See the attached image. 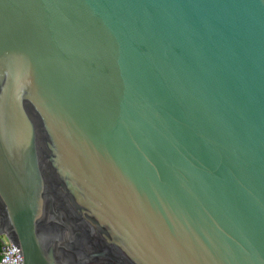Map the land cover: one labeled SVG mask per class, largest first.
<instances>
[{"label": "water", "instance_id": "obj_1", "mask_svg": "<svg viewBox=\"0 0 264 264\" xmlns=\"http://www.w3.org/2000/svg\"><path fill=\"white\" fill-rule=\"evenodd\" d=\"M0 237L264 264V0H0Z\"/></svg>", "mask_w": 264, "mask_h": 264}, {"label": "built area", "instance_id": "obj_2", "mask_svg": "<svg viewBox=\"0 0 264 264\" xmlns=\"http://www.w3.org/2000/svg\"><path fill=\"white\" fill-rule=\"evenodd\" d=\"M2 242L0 264H23V256L17 246L11 244L4 238L0 237Z\"/></svg>", "mask_w": 264, "mask_h": 264}, {"label": "trees", "instance_id": "obj_3", "mask_svg": "<svg viewBox=\"0 0 264 264\" xmlns=\"http://www.w3.org/2000/svg\"><path fill=\"white\" fill-rule=\"evenodd\" d=\"M1 250H2V242L0 240V260H1Z\"/></svg>", "mask_w": 264, "mask_h": 264}]
</instances>
